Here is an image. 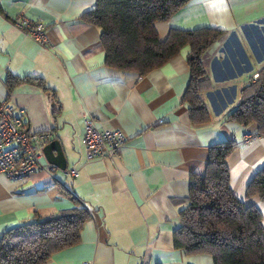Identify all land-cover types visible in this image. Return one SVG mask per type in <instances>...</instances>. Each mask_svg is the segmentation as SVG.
<instances>
[{"label":"crops","instance_id":"1","mask_svg":"<svg viewBox=\"0 0 264 264\" xmlns=\"http://www.w3.org/2000/svg\"><path fill=\"white\" fill-rule=\"evenodd\" d=\"M96 0H0V100L22 109L31 133L50 131L66 160L52 176L43 172L13 181L0 174V236L33 217L46 219L82 203L90 214L78 245L46 264H213L209 255H186L172 235L187 206L190 179L204 174L210 146L235 140L227 157L234 195L262 216L264 201L245 198L264 168V135L255 123L236 126L223 116L240 102L241 89L264 65V0H193L156 29L201 27L221 31L201 55L210 87L200 94L209 111L191 121L186 90L188 46L144 76L105 64L99 29L86 22ZM42 23L41 46L16 29L17 17ZM7 75L14 78L9 91ZM119 130L126 140L115 155L87 158L84 121ZM250 136L244 140V136ZM55 151H52L54 153ZM55 166V165H54ZM76 169L78 175H66Z\"/></svg>","mask_w":264,"mask_h":264},{"label":"trees","instance_id":"2","mask_svg":"<svg viewBox=\"0 0 264 264\" xmlns=\"http://www.w3.org/2000/svg\"><path fill=\"white\" fill-rule=\"evenodd\" d=\"M192 1L96 0L84 19L100 31L105 64L123 74L144 76L188 46L186 100L191 121L202 124L210 118L200 94L210 87V78L201 55L218 40L221 31L171 28L160 38L156 29ZM257 75L258 79L241 89L240 102L222 119L244 127L255 123L257 134L264 135V65ZM14 82L7 75L9 91ZM236 146L231 139L209 147L204 174L190 179L188 203L180 212L181 225L173 232L172 242L186 255H209L213 264H264L262 216L255 205L238 200L229 184L226 159ZM253 197L264 201V168L246 188L245 198ZM89 218L85 206L76 201L74 208L54 217H33L7 230L0 236V264H46L53 254L79 244L80 231Z\"/></svg>","mask_w":264,"mask_h":264},{"label":"built area","instance_id":"3","mask_svg":"<svg viewBox=\"0 0 264 264\" xmlns=\"http://www.w3.org/2000/svg\"><path fill=\"white\" fill-rule=\"evenodd\" d=\"M14 27L25 30L39 44L47 42L42 23L33 24L20 16L14 18ZM258 78L254 74L251 81ZM1 83V79H0ZM22 109H14L8 97L0 100V174L13 181H20L32 174L43 172L52 176L56 167L45 161L40 147L51 137V132L31 133L23 123ZM250 136H244V140ZM125 136L119 130H99L94 121H84L81 138L87 158H103L115 154L125 143ZM66 175L76 177L77 170L72 169Z\"/></svg>","mask_w":264,"mask_h":264},{"label":"water","instance_id":"4","mask_svg":"<svg viewBox=\"0 0 264 264\" xmlns=\"http://www.w3.org/2000/svg\"><path fill=\"white\" fill-rule=\"evenodd\" d=\"M52 151L55 152L52 153ZM42 153L47 162L54 164L61 170L66 168V160L58 140H53L46 144L42 149Z\"/></svg>","mask_w":264,"mask_h":264},{"label":"bare ground","instance_id":"5","mask_svg":"<svg viewBox=\"0 0 264 264\" xmlns=\"http://www.w3.org/2000/svg\"><path fill=\"white\" fill-rule=\"evenodd\" d=\"M45 44H48V43L46 42ZM45 44H40V45L43 46V45H45ZM97 128H98V127H97ZM83 129H84V128H83ZM98 129H99V128H98ZM99 130H100V129H99ZM83 131H84V130H83ZM100 131H101V130H100ZM82 135H83V134H82ZM51 136H52V134H51ZM81 138H82V136H81ZM48 140H49V139H48ZM48 140H47V141H48ZM47 141H46V142H47ZM46 142H45V143H46ZM81 143H82V141H81ZM123 145H124V144H123ZM123 145H122V146H123ZM122 146H121V147H122ZM41 147H42V146H41ZM121 147H120V148H121ZM83 148H84V147H83ZM117 150H118V149H117ZM115 153H116V152H115ZM42 155H43V153H42ZM114 155H115V154H114ZM112 156H113V155H112ZM43 157H44V155H43ZM109 157H111V156H109ZM93 158H97V157H93ZM103 158H107V157L104 156ZM44 159H45V158H44ZM45 161H46V159H45ZM46 162H47V161H46ZM48 163H50V162H48ZM50 164H52V163H50ZM53 165H54V164H53ZM55 167H56V166H55ZM71 170H72V169H71ZM75 170H76V169H75ZM69 171H70V170H69ZM69 171H66V172H69ZM77 172H78V171H77Z\"/></svg>","mask_w":264,"mask_h":264},{"label":"rangeland","instance_id":"6","mask_svg":"<svg viewBox=\"0 0 264 264\" xmlns=\"http://www.w3.org/2000/svg\"><path fill=\"white\" fill-rule=\"evenodd\" d=\"M13 23V22H12ZM16 29H19V27H17ZM24 33L27 35V36H29L27 33H26V31L24 30ZM30 37V36H29ZM31 38V37H30ZM253 77V76H252ZM252 79V78H251ZM258 79V78H257Z\"/></svg>","mask_w":264,"mask_h":264}]
</instances>
